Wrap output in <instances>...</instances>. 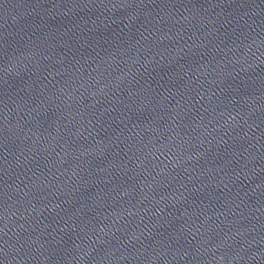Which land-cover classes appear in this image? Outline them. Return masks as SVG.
I'll use <instances>...</instances> for the list:
<instances>
[{"label":"water","instance_id":"water-1","mask_svg":"<svg viewBox=\"0 0 264 264\" xmlns=\"http://www.w3.org/2000/svg\"><path fill=\"white\" fill-rule=\"evenodd\" d=\"M0 264H264V0H0Z\"/></svg>","mask_w":264,"mask_h":264}]
</instances>
